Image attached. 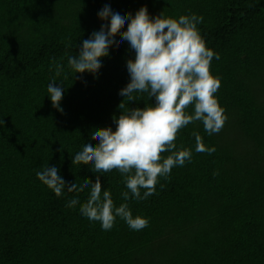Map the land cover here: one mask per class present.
<instances>
[{"label": "trees", "instance_id": "1", "mask_svg": "<svg viewBox=\"0 0 264 264\" xmlns=\"http://www.w3.org/2000/svg\"><path fill=\"white\" fill-rule=\"evenodd\" d=\"M105 5L121 15L147 7L152 18L203 17L197 29L220 57L211 72L221 81L222 130L208 135L199 121L181 129L176 150L191 149V161L139 201L122 198L118 171L97 174L71 160L98 143L96 128L115 130L119 92L130 82L127 41L110 47L95 75L75 77L68 67L83 40L109 23L98 17ZM54 61L64 68L59 77ZM53 77L63 84V112L48 96ZM133 95L123 112L155 103ZM193 132L216 151L197 153ZM45 165L66 183L100 175L114 205L127 203L148 226L135 231L117 217L103 230L79 211L90 189L57 197L36 176ZM73 198L79 203L67 207ZM0 264H264V0H0Z\"/></svg>", "mask_w": 264, "mask_h": 264}, {"label": "clouds", "instance_id": "2", "mask_svg": "<svg viewBox=\"0 0 264 264\" xmlns=\"http://www.w3.org/2000/svg\"><path fill=\"white\" fill-rule=\"evenodd\" d=\"M98 17L109 23L83 40L77 55L68 57V67L75 77L77 73H98L101 60L108 57L110 47L118 43L127 41L135 57L127 60L130 82L119 92L124 100L118 105L121 114L113 116L115 130L96 128L91 140L98 143H85L82 150L71 157L72 165H92L91 171L97 174L116 170L124 176L128 190L121 194L122 198L127 201L131 194L137 201L144 200L155 193L161 177L168 178L174 167L191 161V149L176 150L175 141L181 129L199 121L208 135L222 130L227 117L215 95L221 81L211 72L213 58L220 57L206 46L197 29L203 17L195 14L172 18L162 13L152 18L147 7H142L135 15L127 12L121 15L105 5ZM125 24L127 29L121 32ZM53 63L55 77H59L64 71L63 65ZM55 77L47 92L52 107L63 112L60 106L63 84L57 87ZM134 93H147L151 99L155 98V103L123 112L124 101H134ZM190 107L194 108L192 114L187 111ZM193 136L197 153L211 155L216 151L215 147L205 146L199 132H193ZM59 151L63 153L62 147ZM165 152L170 154L164 157ZM36 176L57 197L62 196L65 189L76 193L90 189L79 211L90 221L99 222L105 231L113 228L117 217L135 231L148 226L146 218L133 216L127 203L114 205L111 192L102 188L100 175L94 183L90 179L82 184L66 183L57 167L45 165ZM78 203L79 199L73 198L66 206L74 208Z\"/></svg>", "mask_w": 264, "mask_h": 264}]
</instances>
